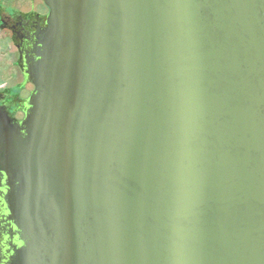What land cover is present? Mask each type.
Returning a JSON list of instances; mask_svg holds the SVG:
<instances>
[{
  "label": "water",
  "instance_id": "95a60500",
  "mask_svg": "<svg viewBox=\"0 0 264 264\" xmlns=\"http://www.w3.org/2000/svg\"><path fill=\"white\" fill-rule=\"evenodd\" d=\"M41 1L0 264H264V0Z\"/></svg>",
  "mask_w": 264,
  "mask_h": 264
},
{
  "label": "flooded vegetation",
  "instance_id": "af4514ba",
  "mask_svg": "<svg viewBox=\"0 0 264 264\" xmlns=\"http://www.w3.org/2000/svg\"><path fill=\"white\" fill-rule=\"evenodd\" d=\"M49 10L41 0H11L7 9L0 7V32L10 39L16 52L14 66L20 73V81L0 90V106L9 117L21 121L25 117V102L34 89L24 82L21 69L24 56L30 54L35 36L46 27Z\"/></svg>",
  "mask_w": 264,
  "mask_h": 264
}]
</instances>
